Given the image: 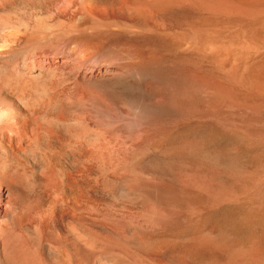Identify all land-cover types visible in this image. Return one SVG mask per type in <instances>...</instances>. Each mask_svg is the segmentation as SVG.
<instances>
[{
    "label": "bare ground",
    "instance_id": "6f19581e",
    "mask_svg": "<svg viewBox=\"0 0 264 264\" xmlns=\"http://www.w3.org/2000/svg\"><path fill=\"white\" fill-rule=\"evenodd\" d=\"M180 1L0 0V264H263L264 9Z\"/></svg>",
    "mask_w": 264,
    "mask_h": 264
},
{
    "label": "rangeland",
    "instance_id": "374dc122",
    "mask_svg": "<svg viewBox=\"0 0 264 264\" xmlns=\"http://www.w3.org/2000/svg\"><path fill=\"white\" fill-rule=\"evenodd\" d=\"M191 1V7H193L194 8V6H195V8L193 9H191V7H189V3H187L188 2V0H186V2H185V0L183 1V0H181L179 3L181 4H184L183 2H185L186 3V5H187V8H189V9H187L188 11H187V13L186 12H183L184 10H186L183 6H185V4L184 5H179V3H177L176 5H177V8H176V5H175V9H174V11H175V13L173 14L172 13V15H173V17L175 18V19H177V20H180V21H182V22H184V23H186L187 25L188 24H191V23H195V24H198V25H200V26H204V22L206 23L205 25H208V26H206L207 28H209V29H211L212 28V30L211 31H213V29H214V31L215 30H217V31H219V30H221V29H223V28H225L227 25H228V23L232 20V18H233V22L236 24V25H233V24H231L232 22H230L229 24H231V25H229L230 27H232L231 29H230V27L228 28V27H226V32L225 31H223V30H225V29H223V30H221L222 32H225V33H221V34H223V40H225L226 41V39L225 38H227L228 37V34H229V37L227 38V40L229 41H226V42H228V43H230V36H232V38L234 37H236L235 38V40H231V42L234 44V42L237 44V46L238 47H244L243 45L245 44V45H248V44H250L252 41H255V40H253L252 39V37H253V33L252 34H250L251 32H252V28L254 27V23H251V18H252V16H254V18H255V20H256V18L258 19V20H260L261 18L263 19L264 18V15H263V17H262V14H263V12H261V13H257L258 14V16H255V15H252V16H250V14H245V13H247V11L246 10H250V8H251V10L253 11V9H257V8H262L261 10H263L264 9V3H263V1L264 0H258V1H261V6L260 7H258V4H257V8L256 7H254L253 5L250 7V5L251 4H254L255 5V3H257V2H255L254 0L253 1H251V0H244V1H242V4H240L241 3V0L239 1V0H231V3L233 2V4H238V2H239V7H241V9L243 10V5H245V11L246 12H244V15H242L241 14V16L240 15H237V14H234V16H232V14H231V16L230 15H228V17H227V14H225L224 13V17L223 18H221V20H218L217 18H218V16H220V15H223V11H221L220 9L218 10H216L215 11V9H207L208 10V12H206V9H203V8H199L198 6H196V5H193V0H190ZM189 1V2H190ZM230 1V0H229ZM237 1V2H236ZM251 3H250V2ZM236 2V3H235ZM246 2V3H245ZM248 2H249V4L250 5H247L248 4ZM245 3V4H244ZM258 3H260V2H258ZM260 5V4H259ZM249 6V7H248ZM181 7L182 8H184V10L183 11H181L182 9H181ZM186 7V6H185ZM238 7V6H237ZM179 8V9H178ZM199 8V9H198ZM247 8H249V9H247ZM253 8V9H252ZM193 10V11H192ZM196 12H195V11ZM199 10V11H198ZM210 10V11H209ZM243 10V11H244ZM219 11V12H218ZM221 11V12H220ZM193 12H195V13H193ZM199 14H198V13ZM209 12H211L212 13V16L213 15H215L216 16V14H218V13H220V14H218V16H211V14L209 13ZM215 12H218V13H215ZM191 13V14H190ZM198 14V16H197V14ZM203 13V14H202ZM215 13V14H214ZM222 13V14H221ZM254 13H256L255 11H254ZM176 14V15H175ZM185 14H188L187 15V17H186V15ZM202 14V15H201ZM261 14V15H260ZM182 15V16H181ZM185 15V16H184ZM247 15H248V19H250V20H248L246 17H247ZM178 16H180V18H178ZM192 18H191V17ZM204 17V18H202V19H207V18H209V21L207 22L206 20L205 21H202V19L200 18V17ZM238 16V18H239V16L241 17V18H243V19H241L242 21L240 22V18L238 19V18H236ZM245 16V17H244ZM251 18H250V17ZM260 16H261V18H260ZM184 17V18H183ZM226 17H227V19H226ZM230 17H232V18H230ZM259 17V18H258ZM186 18V19H185ZM191 18V19H190ZM198 18H200L199 19V21H198ZM217 20H216V19ZM226 20H225V19ZM228 18L230 19V21L228 20ZM235 18V19H234ZM254 18H253V20H254ZM190 19V20H189ZM224 19V21H222ZM246 19H247V21H246ZM200 20H201V22H200ZM238 20V21H237ZM243 20H245L244 22L246 23H248L247 24V26H248V30L245 32L244 31V29H245V23H242L243 22ZM253 20H252V22H253ZM254 20V21H255ZM257 20V21H258ZM190 21V22H189ZM215 21V22H214ZM219 22V21H221V23L222 22H224L223 23V27H221L222 26V24L220 23H218V24H214V23H216V22ZM237 21V22H236ZM212 22H213V24H212ZM227 22V23H226ZM256 22V21H255ZM203 23V24H202ZM208 23H211L210 25L208 24ZM226 23V24H225ZM242 25H241V24ZM225 24V25H224ZM237 24H239L241 27H243V29L242 28H240V26H238ZM217 25V26H216ZM215 26V27H214ZM253 26V27H252ZM214 27V28H213ZM217 27H221V29H219L218 30V28ZM235 27V28H234ZM239 27V28H238ZM252 27V28H251ZM230 30V31H233L232 33H234V31H235V29H237V30H239V29H241V31L239 32V31H237L236 30V34H237V32H239V33H241L240 35H242V36H240L239 35V33H238V36H240L241 38V40L239 39V37H237V36H233L234 34H232L230 31H227L228 29ZM250 28H251V31H250ZM254 29V28H253ZM245 32H243V31ZM246 30V29H245ZM228 32V33H227ZM249 33L250 34V38H248V36L249 35H247L246 33ZM213 33V32H212ZM244 33V34H243ZM214 34H218V32L217 33H214ZM230 34H232V35H230ZM235 34V35H236ZM225 35H227L226 37H224ZM217 37H218V35H216ZM219 36H220V34H219ZM222 36V35H221ZM221 36L220 37H218V38H221ZM247 36V37H246ZM252 36V37H251ZM251 39V40H250ZM221 40V39H220ZM223 40H222V42H223ZM237 40H239L238 42H239V44L237 43ZM249 42H247V41ZM224 41V42H225ZM241 41H246L247 42V44L246 43H244V42H242V43H240ZM244 43V44H243ZM242 44V45H241ZM145 47V46H144ZM143 46H142V50L144 51V52H147L149 49L148 48H144ZM220 81V80H219ZM221 82V81H220ZM239 94H242L243 95V93H241V92H239ZM241 95V96H242ZM245 97V96H244ZM256 100V99H255ZM261 103V102H260ZM261 109L259 110L260 112H261V114L263 113L264 114V103L262 104V107H260ZM263 111V112H262ZM165 124V125H164ZM164 124H162V123H160V125L158 124V126H160L159 128H158V126H157V128H155V127H149V128H147V130L149 129L150 130V132H151V135H152V137L151 138H157V137H160V136H162L163 134H166V133H168L169 131L171 132L172 130L174 131V129H176V128H178V126H179V128L180 129H186V128H188L189 127V124L187 125V123L185 124V122H179V123H164ZM178 126H177V125ZM180 124V125H179ZM176 126V127H175ZM152 128V129H151ZM160 129V130H159ZM154 130V131H153ZM155 133V134H154ZM153 135H154V137H153ZM157 135V136H156ZM159 135V136H158ZM240 138H241V136H237V138H236V143L237 144H239V145H241V142H239L240 141ZM224 140H225V142H224ZM228 140V141H227ZM219 142H220V144H221V146L222 147H229L232 143H233V141L231 140V139H229V138H222V140L221 139H219ZM230 142V143H229ZM234 143H235V141H234ZM247 154V155H246ZM256 154V155H255ZM249 155H250V157H249ZM257 150H255L254 152L252 151V152H245L244 153V155H243V157L244 158H242L243 159V163L245 164V166H246V168H248V170H251L252 172L253 171H256L258 168H259V166H260V164H261V161H260V159H258L257 157ZM252 157V158H251ZM247 159V160H246ZM257 161H258V163H257ZM254 163V164H253ZM249 165V166H248ZM251 165V166H250ZM256 165V166H255ZM254 166V167H253ZM264 228V227H263ZM260 229L259 231H257L256 230V228H250V229H242V230H239V232H238V230L235 232V237H236V239H237V241H239L240 243H241V245L243 244H245L246 245V247H245V245L243 246V247H245V250H247L248 249V253H250V256L254 259V260H258L259 258V260H263L264 259V256H262V255H264V248H263V246H264V229ZM250 230V231H249ZM254 232V233H253ZM262 232V233H261ZM248 233V234H247ZM259 233V234H258ZM257 236V237H256ZM239 237V238H238ZM242 237V238H241ZM247 237V238H246ZM255 237V238H254ZM262 237V238H261ZM249 238H252V239H249ZM257 238V239H256ZM247 239H248V241H247ZM245 241V242H244ZM261 241H262V244H261ZM244 242V243H243ZM250 242V243H249ZM246 243H248V244H246ZM251 246V247H250ZM261 246V247H260ZM255 249V250H254ZM259 249H261V251L259 250ZM262 250H263V252H262ZM252 251V252H251ZM259 252V253H258ZM262 252V253H261ZM257 253H258V255H257ZM257 256V257H256ZM258 258V259H257ZM263 264H264V261H263Z\"/></svg>",
    "mask_w": 264,
    "mask_h": 264
}]
</instances>
